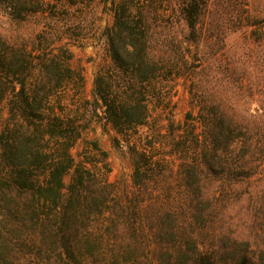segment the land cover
I'll list each match as a JSON object with an SVG mask.
<instances>
[{
	"label": "trees",
	"instance_id": "obj_1",
	"mask_svg": "<svg viewBox=\"0 0 264 264\" xmlns=\"http://www.w3.org/2000/svg\"><path fill=\"white\" fill-rule=\"evenodd\" d=\"M112 4L111 66L97 73L91 100L82 94L83 75L71 66L68 49L42 52L58 35L42 29L19 41L0 33V104L7 108L0 128V264L29 258L38 264H264L257 107L200 101L197 123L170 141L179 160L178 191L128 133L146 125L154 101L183 75L190 47L203 35L221 44L233 28L229 19L220 13L204 25L211 0ZM163 4L171 7L166 18L156 14ZM0 6L15 24L46 9L42 0H0ZM34 40L47 41L37 55L29 47ZM71 88L79 91L73 99L66 95ZM92 117L124 137L116 143L130 155L131 192L76 162L72 149ZM152 184L163 191L152 195Z\"/></svg>",
	"mask_w": 264,
	"mask_h": 264
},
{
	"label": "rangeland",
	"instance_id": "obj_2",
	"mask_svg": "<svg viewBox=\"0 0 264 264\" xmlns=\"http://www.w3.org/2000/svg\"><path fill=\"white\" fill-rule=\"evenodd\" d=\"M42 1L46 6L44 11L32 14L18 24L11 22L0 6V33L19 41L24 37H33L42 29L52 34L49 37L58 35V40L48 48H45L47 41L38 40H34L29 47H34L33 55L46 51L60 54V47L68 49L72 53L71 66L83 75L82 94L91 100L97 73L111 66L106 29L112 24L113 0ZM211 1L204 25L221 13L229 19L233 28L226 33L221 44L213 45L214 38L203 35L199 45L191 46L187 64L182 67L183 75L164 88L160 101H154L146 125L128 131L137 147L146 149L153 157L152 161L158 162L155 166L157 170L170 175L174 191L181 189L179 160L171 151L170 141L172 135L181 133L187 123H197L194 117L197 116L201 100L215 98L223 107L234 102L238 104L239 110L247 106L257 107L261 112L259 119L264 122V0ZM170 8L163 4L157 7L156 14L166 18ZM43 48L45 51L41 50ZM78 93L71 88L66 95L73 99ZM188 113L192 116L188 117ZM6 116L7 108L1 103L0 128ZM263 122L259 129L262 142ZM196 131H201L199 125ZM116 139L122 142L124 137L109 124L92 117L87 121V126L82 128L81 137L72 153L76 162H84L98 173L106 175L108 181L116 182L131 192L134 189L132 162L127 148L117 144ZM94 142L99 149L94 148ZM101 151L107 155L103 157ZM261 158L264 160V154ZM262 175L258 176L264 177ZM69 177H66V182ZM151 191L155 195L163 191V186L152 184ZM40 262L29 258L23 264Z\"/></svg>",
	"mask_w": 264,
	"mask_h": 264
}]
</instances>
